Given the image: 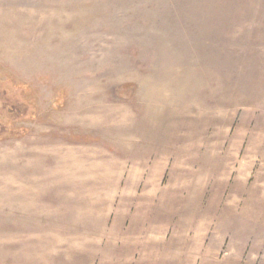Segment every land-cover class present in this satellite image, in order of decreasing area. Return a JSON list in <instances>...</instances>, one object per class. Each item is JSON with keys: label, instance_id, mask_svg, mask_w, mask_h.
Wrapping results in <instances>:
<instances>
[{"label": "rangeland", "instance_id": "374dc122", "mask_svg": "<svg viewBox=\"0 0 264 264\" xmlns=\"http://www.w3.org/2000/svg\"><path fill=\"white\" fill-rule=\"evenodd\" d=\"M0 264H264V0H0Z\"/></svg>", "mask_w": 264, "mask_h": 264}]
</instances>
